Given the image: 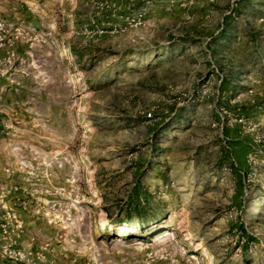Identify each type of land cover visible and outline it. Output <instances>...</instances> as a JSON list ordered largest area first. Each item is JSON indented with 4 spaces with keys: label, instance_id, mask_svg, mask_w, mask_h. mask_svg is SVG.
Segmentation results:
<instances>
[{
    "label": "rangeland",
    "instance_id": "1",
    "mask_svg": "<svg viewBox=\"0 0 264 264\" xmlns=\"http://www.w3.org/2000/svg\"><path fill=\"white\" fill-rule=\"evenodd\" d=\"M0 264H264V0H0Z\"/></svg>",
    "mask_w": 264,
    "mask_h": 264
},
{
    "label": "bare ground",
    "instance_id": "2",
    "mask_svg": "<svg viewBox=\"0 0 264 264\" xmlns=\"http://www.w3.org/2000/svg\"><path fill=\"white\" fill-rule=\"evenodd\" d=\"M77 224L79 223V221L76 222ZM124 227V226H123Z\"/></svg>",
    "mask_w": 264,
    "mask_h": 264
}]
</instances>
